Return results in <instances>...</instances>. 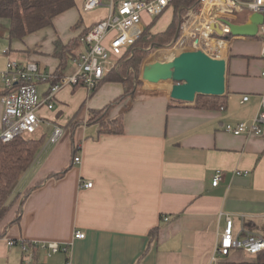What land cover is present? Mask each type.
Segmentation results:
<instances>
[{
    "label": "crops",
    "instance_id": "obj_1",
    "mask_svg": "<svg viewBox=\"0 0 264 264\" xmlns=\"http://www.w3.org/2000/svg\"><path fill=\"white\" fill-rule=\"evenodd\" d=\"M91 23L84 24L75 6L51 26L9 42L5 50L12 48L20 63L34 62L50 74L59 66L55 41L67 44ZM219 43L226 61L222 109L172 101L166 94L170 86L158 92L144 81L132 98L109 109L110 118L121 116L122 131L103 133L98 123L88 121L89 111L122 93L120 83L103 81L92 91L65 86L51 109L38 110L33 136L42 141L9 198L15 204L0 223V264L21 263L19 247L7 244L18 239L68 244L71 264H256L257 254L240 249L211 259L226 214L233 218L235 234L241 229L260 234L264 226V124L259 135L224 130L226 124H249L258 111L264 94L261 41L234 36ZM75 70L73 59L63 74ZM43 85L40 98L50 82L36 86ZM56 126L62 134L50 143ZM75 155L79 163L72 162ZM64 168L61 177L50 176ZM217 170L222 179L213 186ZM81 181L92 186L81 187ZM76 231L84 237L74 238ZM63 259L54 255L49 263Z\"/></svg>",
    "mask_w": 264,
    "mask_h": 264
},
{
    "label": "built area",
    "instance_id": "obj_2",
    "mask_svg": "<svg viewBox=\"0 0 264 264\" xmlns=\"http://www.w3.org/2000/svg\"><path fill=\"white\" fill-rule=\"evenodd\" d=\"M171 2L172 0H84L83 11L103 6L107 9V14L81 38L80 50L74 58L76 70L72 74L62 76L57 83L49 86L43 98H40L36 85L37 82L46 81L48 74H45L34 62L22 64L9 60L6 69L0 72V81L6 88H16L0 96L2 105L0 141L7 142L17 136L34 134L39 123L38 110L42 106L51 109L54 106L55 96L61 88L81 84L87 91L94 90L106 73L117 69L120 55L139 38L148 26V20L163 13ZM184 10L186 12L184 21L180 25L178 36L170 45L171 50L204 51L205 48L200 40L204 27L207 37L216 42L228 41V36L230 38L234 36L230 34V28L224 20L235 22L238 15L243 12H248L249 15L258 13L263 16L257 34L259 32L264 34V0H199L197 7ZM212 24L221 29V37L211 28ZM260 58L264 61V38L261 41ZM260 75L264 77V67ZM243 100H247V97L245 96ZM263 124L264 94L261 95L258 111L249 124L246 122L236 125L226 124L224 130L234 135L244 133L259 135ZM61 134L62 128L56 126L48 141L55 143ZM72 162L79 163L80 157L73 156ZM221 179L222 173L217 170L212 185H217ZM79 185L90 188L92 182L81 181ZM262 221L264 222V215ZM233 225L232 216L226 214L224 228L217 237L211 254L212 260L218 255H228L233 249H240L252 255L264 251V235L245 229L235 234ZM83 237L84 233L81 231L74 233V238ZM14 243L21 253L20 264H50L49 259L59 254L64 255L62 264H71L68 244L56 241L26 242L22 239L7 241L8 245Z\"/></svg>",
    "mask_w": 264,
    "mask_h": 264
},
{
    "label": "trees",
    "instance_id": "obj_3",
    "mask_svg": "<svg viewBox=\"0 0 264 264\" xmlns=\"http://www.w3.org/2000/svg\"><path fill=\"white\" fill-rule=\"evenodd\" d=\"M198 2L199 0H172L164 12L170 7H173L174 10H179L180 14H185V8H195ZM75 6V0H0V19L7 18L9 20L8 40L12 42L14 40H22L29 34L51 26L53 19L57 15ZM163 13L148 20V26L139 38L129 49L120 55L119 60L121 63L118 69L106 73L100 81V83L103 81L118 82L122 86L121 95L113 102L101 109H92L89 111L88 121L98 123L100 132L120 133L122 131L123 122L121 116L110 118L108 112L114 103L132 98L136 88H132V90L131 83L133 81L140 82L138 75L142 59L145 55V47H168L178 36L177 32L182 22L179 18L176 19L175 14L163 30L155 32L151 30ZM248 17L249 13L243 12L238 15L235 22L244 23L248 20ZM97 21L92 22L88 26H84L76 37L71 38L67 44L63 45L58 40L55 41L54 55L59 59V66L57 70L48 74L46 81L50 82L49 86L57 83L62 76H65L63 70L68 61L76 57L78 48L80 49L81 46V38ZM78 25H80V21L74 24L73 28L78 27ZM228 39H230V36H228ZM11 49L9 48L8 50L10 51ZM8 50L5 53H8ZM79 85L82 86L81 84ZM15 88H6L2 83V86H0V96L14 91ZM193 106L198 109H222L224 101L221 99V96L197 95ZM41 141L42 137L36 138L33 134L17 136L7 142L0 141V223L15 204L16 199L9 200V198L22 175L33 162L35 154L41 145ZM66 171L67 168H64L50 176L61 177ZM17 220L18 216L15 215L12 222L15 223ZM150 233L151 235L155 234L156 228H153ZM256 264H264V251L257 254Z\"/></svg>",
    "mask_w": 264,
    "mask_h": 264
},
{
    "label": "water",
    "instance_id": "obj_4",
    "mask_svg": "<svg viewBox=\"0 0 264 264\" xmlns=\"http://www.w3.org/2000/svg\"><path fill=\"white\" fill-rule=\"evenodd\" d=\"M263 16L258 13L249 15L244 23L228 20L224 22L230 28L232 36L255 37L258 25ZM211 28L221 37L222 31L217 25ZM143 79L150 87L167 88V81H171L167 92L173 100L192 103L197 95L223 96L225 93L226 61L222 58L209 56L202 50H185L165 62H154L146 65L142 71Z\"/></svg>",
    "mask_w": 264,
    "mask_h": 264
},
{
    "label": "rangeland",
    "instance_id": "obj_5",
    "mask_svg": "<svg viewBox=\"0 0 264 264\" xmlns=\"http://www.w3.org/2000/svg\"><path fill=\"white\" fill-rule=\"evenodd\" d=\"M76 8L79 10L80 14L83 17V22L84 24H88L91 23L92 21H97L99 19H102L106 16L107 14V9L103 6H98L92 10L89 11H82V0H76ZM179 10H174L173 7H170L166 12H164L161 17L159 18V20H157V23L154 25V27L151 29L153 32L155 31H159V30H163L168 23L170 22V19L172 17H174V14L176 16V19L179 18L181 20V22L184 21V13L180 14ZM8 27H9V20L7 18H2L0 19V72L4 71L6 69V64L9 60H15L17 62L23 61L21 60V58H15L12 56V52L11 50L8 53H5V49L8 48ZM145 30V29H144ZM143 30V31H144ZM178 33V32H177ZM256 40L258 41H262V39L264 38V34L262 32H259L255 37ZM175 40V39H174ZM145 55L142 59L141 65H140V72L138 75L139 81L140 82H136L133 81L131 83V89L132 88H136V89H142L144 86V80L142 79V71L143 68L150 64V63H154V62H165L168 61V59H166L167 57H164L162 54L163 52H170L169 53V57L168 58H172L173 56L177 55L179 52V50H171V47H152V46H146L144 49ZM203 52L207 53L209 56L211 57H215V58H221L223 56L222 53H220L218 50L216 49H205ZM155 56V57H154ZM170 58V59H171ZM169 59V60H170ZM121 61H119V65H120ZM118 65V67H119ZM117 67V69H118ZM116 69V70H117ZM146 82V81H145ZM146 84L148 85V83L146 82ZM172 84L171 81H167V85L170 86ZM0 86H2V82L0 81ZM43 86H38L37 90L38 93H42L41 89L44 87ZM133 90V89H132ZM167 94V93H166ZM261 235H264V226H260V232Z\"/></svg>",
    "mask_w": 264,
    "mask_h": 264
},
{
    "label": "bare ground",
    "instance_id": "obj_6",
    "mask_svg": "<svg viewBox=\"0 0 264 264\" xmlns=\"http://www.w3.org/2000/svg\"><path fill=\"white\" fill-rule=\"evenodd\" d=\"M201 45L205 48V49H217V50H220V43L219 42H216V40L210 38V37H207V31L205 29V27L202 29V36H201ZM170 52H163V56L164 57H167L166 59H170L168 58L170 55H169ZM155 57V56H154ZM173 58V57H172ZM144 69V68H143ZM142 79H143V75H142ZM144 80V79H143ZM144 81H147V80H144ZM170 90V88H169Z\"/></svg>",
    "mask_w": 264,
    "mask_h": 264
}]
</instances>
